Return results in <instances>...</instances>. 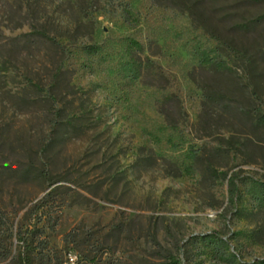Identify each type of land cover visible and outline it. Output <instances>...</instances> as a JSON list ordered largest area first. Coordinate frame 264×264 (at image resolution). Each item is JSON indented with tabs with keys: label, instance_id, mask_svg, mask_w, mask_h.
Segmentation results:
<instances>
[{
	"label": "rangeland",
	"instance_id": "obj_1",
	"mask_svg": "<svg viewBox=\"0 0 264 264\" xmlns=\"http://www.w3.org/2000/svg\"><path fill=\"white\" fill-rule=\"evenodd\" d=\"M252 91L264 109V0H0V240L32 264H226L221 238L264 264Z\"/></svg>",
	"mask_w": 264,
	"mask_h": 264
},
{
	"label": "trees",
	"instance_id": "obj_2",
	"mask_svg": "<svg viewBox=\"0 0 264 264\" xmlns=\"http://www.w3.org/2000/svg\"><path fill=\"white\" fill-rule=\"evenodd\" d=\"M129 46L131 48H133L134 50L137 51H141V45L139 44L138 41L131 39L129 42ZM88 48L91 49V51L96 50L95 46H88ZM130 66H132V71L133 73H135V75H138L139 71H140V65L139 62L137 60H135L134 57L131 58L130 60ZM252 95L255 97V104L253 107V111L256 115V119L262 123H264V109L262 108V104H261V98L260 96L255 93V91L251 92ZM40 174L43 177H47V173L45 172V170H42L40 172ZM48 180V187H52L48 192H46V194L40 199L39 203L35 206L34 209H36V211L38 210V208L41 205V202L45 201L48 197L52 196L53 191L55 190V188L57 186H59V184H55L57 183L59 180H51L49 178H47ZM55 184V185H53ZM257 190L255 191H251L255 196V198H259L264 200V182H258L257 186H256ZM40 214H43V212H41ZM39 219H41V216L37 217V222H39ZM82 229L81 226H74L72 227L68 232L64 233L62 236V239L64 240V243L66 244H74L76 247H79L80 245H82L85 240L82 237ZM17 241H19V245H18V249L16 250V252H12L11 251V243L12 242H4L0 240V264H32V256L31 254V241L27 240V238L25 236H17ZM224 245V241L221 238L216 239V241L213 243L212 247L214 248V250H216L217 255L219 256V258H221V260H223L226 264H257L255 262H243V263H238L236 262V258L234 256V254H230V255H225V251L222 250V247ZM97 251L98 254H102V252L105 250V246L103 245H99L97 246ZM92 260H94V256L91 257ZM49 260V259H48ZM61 261H56L55 263H60ZM175 262L177 264L180 263L179 260H175ZM49 264V263H47Z\"/></svg>",
	"mask_w": 264,
	"mask_h": 264
},
{
	"label": "built area",
	"instance_id": "obj_3",
	"mask_svg": "<svg viewBox=\"0 0 264 264\" xmlns=\"http://www.w3.org/2000/svg\"><path fill=\"white\" fill-rule=\"evenodd\" d=\"M58 264H85L82 259L78 258L75 254H68L66 259Z\"/></svg>",
	"mask_w": 264,
	"mask_h": 264
}]
</instances>
